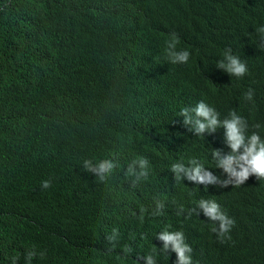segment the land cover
Returning <instances> with one entry per match:
<instances>
[{
  "label": "clouds",
  "instance_id": "clouds-1",
  "mask_svg": "<svg viewBox=\"0 0 264 264\" xmlns=\"http://www.w3.org/2000/svg\"><path fill=\"white\" fill-rule=\"evenodd\" d=\"M36 1L0 0V167L17 171L8 190L0 193L8 205L7 210L0 207V260L12 246L17 250L36 245L47 264H156L155 249L171 264H203L197 252L216 242H235L236 222L222 204L221 193L226 188L264 185V133L250 127L219 88L227 78L264 75L258 69L264 62V18L254 28L258 49L240 57L229 48L218 55L206 47V42L219 38L209 19L189 21L159 10L143 15V23H131L127 52L126 23L122 22L117 38L113 19L109 46L108 19L100 18L97 11L95 28L100 20L105 25L101 51L99 36L61 27L53 29L51 54L44 58L23 46L35 45L34 38L45 32L40 7L30 6ZM150 1L160 6L193 0H125L135 8ZM223 2L226 9L238 10L246 0ZM26 6H30L28 18ZM27 29L33 39H24ZM183 32L188 39L178 48ZM155 45L158 62L165 48L168 61L166 67L162 64L151 71ZM108 50L114 61L110 89ZM128 57L133 65L129 78ZM118 60L121 83L116 78ZM172 63H179L175 70ZM75 66L96 71L97 79L100 71L101 88L58 84ZM201 89L204 102H200ZM252 98L249 89L245 99ZM79 102L87 107L92 103L103 119L73 111L79 109ZM18 109L19 121L14 118ZM17 126L21 129L16 135ZM175 147L164 167H152L150 150L165 158ZM203 159L204 164L210 161L206 167L200 164ZM76 174L94 183L106 182V200L94 204L76 192L62 196L53 189ZM34 255L28 253L26 264Z\"/></svg>",
  "mask_w": 264,
  "mask_h": 264
},
{
  "label": "trees",
  "instance_id": "trees-1",
  "mask_svg": "<svg viewBox=\"0 0 264 264\" xmlns=\"http://www.w3.org/2000/svg\"><path fill=\"white\" fill-rule=\"evenodd\" d=\"M59 2V0H57ZM110 1V4H109ZM92 2L93 12L98 11L101 16L108 19L107 9L110 7V13L113 19L117 17V6L120 7V17L125 24L127 13L131 18V23L137 21L136 14H139L138 21L143 23V15L154 10L162 12H175L182 15L189 21L200 18L209 19L218 29L219 38L206 42V47L211 48L216 54L221 55L223 49L229 48L238 56L243 57L246 54L258 49L257 35L254 32L256 25L264 18V0H246L241 9H226L223 0H193L189 3L178 5L174 9L171 2L157 5L154 1L142 4L135 8L128 5L125 0H73L72 3L62 6L55 0H37L34 5L40 7V17L44 19L43 29L45 32L34 38L33 32L27 29L24 31V39L34 38L35 45H26L32 53L45 55L43 48L46 50V57H50V38L54 31L58 28L65 27L68 30L81 29L78 23L82 20L85 25L83 30L91 32L98 36V31L94 27L89 31L88 10ZM96 2V3H95ZM166 2V1H165ZM86 4V7L84 6ZM157 5V6H156ZM29 6V7H30ZM53 6L61 14V17L49 19L44 17L42 7ZM100 7V9H99ZM79 15V16H77ZM32 29V28H30ZM40 37V38H37ZM37 48V51H35ZM177 48L175 47V50ZM163 59L157 62V68L161 67ZM70 74L65 72V77L58 80V84L72 85L82 84L85 88H94L98 85L97 73L92 69H83L81 66L72 67ZM154 66L151 71H154ZM61 82V83H60ZM249 89L253 90V98L251 101L245 99V93ZM220 94L224 100L232 103L236 110L243 115L249 126L264 133V75L256 76L247 73L242 78H227L219 88ZM79 109L73 111L86 115L92 120H102L101 114L94 108L81 105ZM260 125L259 128L255 127ZM186 146V145H185ZM177 147L170 150L165 158H161L155 150H150L152 167H164L165 160H170ZM14 168L3 169L0 167V193L8 190V186L14 181L16 175ZM96 182V181H95ZM107 183H94L91 178L86 175H74L73 179H64L54 186V190L58 191L62 196H67L72 192L80 194L84 199L94 204L102 203L106 200L103 187ZM221 202L226 207L227 212L234 218L236 222L235 235L236 240L233 243L213 244L209 249L202 253L196 254L201 257L203 264H264V185L257 184L245 189L226 188L221 193ZM0 207L3 210L8 209V205L0 196ZM113 231L112 228H109ZM118 232V231H117ZM123 233L118 232V236ZM0 238V248L2 247ZM29 252L35 255L30 264H47L40 248L36 245L25 246L15 249L13 246L7 254H4L0 260V264H26V258ZM154 258L156 264H171L168 257L162 252L154 250Z\"/></svg>",
  "mask_w": 264,
  "mask_h": 264
},
{
  "label": "bare ground",
  "instance_id": "bare-ground-1",
  "mask_svg": "<svg viewBox=\"0 0 264 264\" xmlns=\"http://www.w3.org/2000/svg\"><path fill=\"white\" fill-rule=\"evenodd\" d=\"M72 1L73 0H59V2L57 1V0H55V2L56 3H58V4H60V5H62V6H66V5H69L70 3H72ZM95 1V0H94ZM146 1H148V0H146ZM109 4H110V1H109ZM84 6L86 7V4H84ZM178 7V4L177 3H175L174 4V9H176ZM36 9H37V7H35ZM28 9H29V7L28 6H26L25 7V15H26V17L28 18L29 17V15H28V13H27V11H28ZM99 9H100V7H99ZM127 9H128V3H127ZM42 10H44L45 12H44V17H46V18H49V19H55V18H58V17H61V14H60V12L55 8V7H53V6H46V7H42ZM107 11V13H108V21H107V25H106V35H107V38H108V45L110 46V44H111V40H113V28H114V22H113V18H112V16H111V13H110V7H108V9L106 10ZM116 12H117V17H116V19H115V21H116V24H117V28H116V34H117V38H120L121 37V28H122V18L120 17V7H119V5L117 6V9H116ZM77 16H79V15H77ZM99 17L101 18V14L99 13ZM148 16H146V18H147ZM62 18V17H61ZM34 19H35V21H34V23H35V30L37 31L38 29H37V22H36V20H37V15H36V13H35V17H34ZM83 20V19H82ZM82 20H80L78 23L80 24V26H81V30H82V33H86V31L85 30H83V28H84V25H85V23L82 21ZM88 25H89V31H91V29L92 28H94L95 27V25H96V23H95V21H94V12H93V5H92V2L90 3V5H89V10H88ZM125 23H126V25H125V32H126V37H125V40H126V42H127V52H129V44L131 43V18H130V15H129V13H127V16H126V21H125ZM136 24L138 25V16H137V21H136ZM158 23H157V19H155V24L154 25H157ZM173 25H176L175 23H173ZM75 30V29H74ZM104 30H105V25H104V23H103V21L102 20H100L99 21V25H98V29H97V31H98V36H99V50L101 51V49H102V47H101V38L102 37H104L103 35H104ZM91 35H93L91 32H89ZM37 38H40V37H37ZM182 40V42H179V41H177L176 42V47H178V48H181L182 46H183V41L184 40H187L188 39V36H187V34L185 33V32H183V36H182V38H181ZM80 41H84V38L83 39H80ZM89 43L91 44V45H94V40H89ZM148 42L147 41H145V51L143 52V54L145 55V61H146V70H148L149 69V65H148V58H149V55H148V53H149V49H148V44H147ZM139 44H140V40L138 39V35H136V40H135V48H136V51H137V54H139V49H140V46H139ZM43 50H44V52H45V55H44V58H47L46 57V50L43 48ZM35 51H37V48H36V50ZM167 52H168V50L165 48L164 50H163V65H164V67H166V62L168 61V56H167ZM263 52H264V50H263ZM75 59V57L74 56H72L71 57V60H74ZM85 59V56H82L81 57V59H80V62H82L83 60ZM92 59V56H90V60ZM106 60H107V65H108V88L110 89L111 88V79H112V77H113V74H111V68L113 67V59H112V57H111V55H110V50H108L107 51V58H106ZM158 60H159V51H158V49H157V47H156V45H155V49H154V69H155V71H157V62H158ZM127 61H128V64H127V67H126V76H127V78H129L131 75L129 74V71H130V69H131V67L133 66L131 63H129L130 62V57H128V59H127ZM83 63V62H82ZM81 63V64H82ZM115 63H116V70H117V72H116V78H117V80H118V82H122L121 81V78H122V75L120 74V71L122 70V63L118 60V61H115ZM177 64H179V63H172V66H173V70H175L176 69V67L178 66ZM181 65L182 64H184V63H180ZM71 65H73V64H71ZM82 67V66H81ZM258 69L260 70V74L264 71V62H260V64H259V66H258ZM100 70V69H99ZM136 71H137V75H138V71H139V67H137V69H136ZM44 76H45V78L47 77V74H43ZM35 76H38V75H35ZM24 78L25 79H27V72L25 71L24 72ZM53 78H55V76L53 75ZM101 78H102V76H101V73H100V71H99V79H98V84H99V89L101 88ZM5 80H7V83H2V84H4V85H7L8 84V79L6 78ZM27 84V83H26ZM80 86H82V84L80 85ZM63 87V86H62ZM204 89H201V91H200V102L202 101V102H204V96H203V94H204ZM99 94H101V93H99ZM0 96H1V94H0ZM6 97L8 98V99H10L9 98V95L8 94H6ZM194 101H195V98H193V104H192V109L195 107V105H194ZM9 104V103H8ZM81 105H83V103L81 104ZM0 106H2V104L0 103ZM90 107L92 106V103L89 105ZM19 113H20V110L18 109V110H16V115L14 116V118H15V120H17V121H19V119H18V116H19ZM23 113V115L24 114H27L28 115V113L29 112H22ZM99 114H102V112L101 111H99ZM24 120H25V118H24ZM23 120V121H24ZM91 125V124H90ZM20 129H21V127H19V126H17V128H16V135L17 134H19V131H20ZM26 129H28V127H26L25 128V130ZM23 131H24V129H23ZM222 136H223V132H220V134H219V136H218V141L220 142V140L222 139ZM80 137L81 138H83V132L81 133V135H80ZM9 142H11V141H9ZM25 143H27L26 141H25ZM200 158H202V152H201V156H200ZM203 162H205V161H203ZM200 164H204V163H200ZM17 173V172H16ZM128 220V219H127ZM102 261V260H101ZM112 264V263H111Z\"/></svg>",
  "mask_w": 264,
  "mask_h": 264
},
{
  "label": "water",
  "instance_id": "water-1",
  "mask_svg": "<svg viewBox=\"0 0 264 264\" xmlns=\"http://www.w3.org/2000/svg\"><path fill=\"white\" fill-rule=\"evenodd\" d=\"M248 60V62H250V63H252V61H250L249 59H247ZM224 117H226V114L225 113H223V118ZM167 120L169 121L170 120V118L168 117L167 118ZM176 121V120H175ZM194 160H196V159H194ZM203 161H204V159H203ZM203 161L201 162V163H203ZM206 161V160H205ZM197 162H200V160H197ZM208 162H210V161H207L205 164H202L204 167H206L207 166V164H208ZM138 257H142L141 255H139V256H136L135 258H138ZM141 261V259L139 260V262ZM135 264L137 263L136 261L134 262Z\"/></svg>",
  "mask_w": 264,
  "mask_h": 264
}]
</instances>
